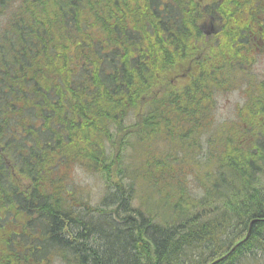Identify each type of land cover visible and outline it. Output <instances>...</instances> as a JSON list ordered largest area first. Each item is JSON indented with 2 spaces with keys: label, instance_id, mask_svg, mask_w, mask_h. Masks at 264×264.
I'll list each match as a JSON object with an SVG mask.
<instances>
[{
  "label": "trees",
  "instance_id": "obj_1",
  "mask_svg": "<svg viewBox=\"0 0 264 264\" xmlns=\"http://www.w3.org/2000/svg\"><path fill=\"white\" fill-rule=\"evenodd\" d=\"M262 40L264 0H0V264H264V76L215 116Z\"/></svg>",
  "mask_w": 264,
  "mask_h": 264
},
{
  "label": "rangeland",
  "instance_id": "obj_2",
  "mask_svg": "<svg viewBox=\"0 0 264 264\" xmlns=\"http://www.w3.org/2000/svg\"><path fill=\"white\" fill-rule=\"evenodd\" d=\"M203 22H205V21L204 20L201 21V23H203ZM263 76H264V53L258 54L256 56V59L254 60V62H252V64L248 67L247 78L243 77V79H234L233 82L240 80L239 83H236L234 88H232L228 91H224V92L219 93V95L216 97L215 116H216V119L219 120L218 122H221V121L226 120V119L228 120V119L235 117L236 107L243 104L244 95H247V93H248V89H246V90L244 89L245 86L247 85V83L256 82L259 79H261ZM162 151H164V150L162 149L161 152ZM77 170H79L81 173L96 177L98 181L101 180V178H98L97 176L92 175L83 169L80 170V168L75 167V169L73 170L72 176L74 178V183L76 184V186L82 188L81 192L84 195L90 196L91 195V186L86 185V184L77 183V181H76ZM189 183H191V182L189 181ZM138 184L140 185V187H139V190L136 191V193L134 194V197H135L134 203H136L137 200L146 201V199L150 195H153V194H151V192L149 194V191L142 187L143 184L141 182ZM88 196H86V197H88ZM91 203L93 205L97 204V202H93V198H91ZM54 264H64V263H62L61 261L56 259L54 261Z\"/></svg>",
  "mask_w": 264,
  "mask_h": 264
},
{
  "label": "clouds",
  "instance_id": "obj_3",
  "mask_svg": "<svg viewBox=\"0 0 264 264\" xmlns=\"http://www.w3.org/2000/svg\"><path fill=\"white\" fill-rule=\"evenodd\" d=\"M76 181L80 184H86L91 186V196L93 202H99L104 195V183L102 180H97L96 177L81 173L77 170Z\"/></svg>",
  "mask_w": 264,
  "mask_h": 264
},
{
  "label": "bare ground",
  "instance_id": "obj_4",
  "mask_svg": "<svg viewBox=\"0 0 264 264\" xmlns=\"http://www.w3.org/2000/svg\"><path fill=\"white\" fill-rule=\"evenodd\" d=\"M97 72V71H96ZM58 147V146H57ZM173 159V158H172ZM169 172V171H168ZM164 175V174H163ZM53 177V176H52ZM47 179V178H46ZM263 184V183H262ZM259 185V184H258ZM187 188V187H186ZM28 190V189H27ZM261 193V192H260ZM175 195V194H174ZM138 196V195H137ZM171 198V197H170ZM175 198V197H174ZM110 203V202H109ZM89 204V203H88ZM243 204V203H242ZM218 209V208H217ZM156 210H157V208H156ZM214 210H216V209H214ZM227 210V209H226ZM63 211V210H62ZM160 211V210H159ZM163 211V210H162ZM167 211V210H166ZM101 212V211H100ZM176 212V211H175ZM226 212V211H225ZM224 212V213H225ZM159 214V213H158ZM165 214V213H164ZM231 214V213H230ZM80 216V215H79ZM113 216H114V214H113ZM157 216V215H156ZM159 216H161V215H159ZM170 217V216H169ZM162 218H164V217H162ZM216 218V217H215ZM89 219V218H88ZM217 219V218H216ZM115 220V219H114ZM90 223V222H89ZM59 233V232H58ZM225 238V237H224ZM47 239V238H46ZM234 264V263H233ZM240 264H242V263H240Z\"/></svg>",
  "mask_w": 264,
  "mask_h": 264
}]
</instances>
